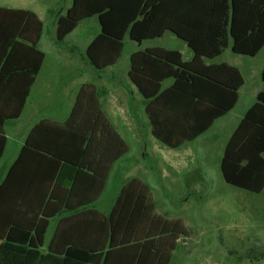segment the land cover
<instances>
[{"label": "trees", "instance_id": "1", "mask_svg": "<svg viewBox=\"0 0 264 264\" xmlns=\"http://www.w3.org/2000/svg\"><path fill=\"white\" fill-rule=\"evenodd\" d=\"M48 14L57 43L97 17L99 32L85 49L97 76L117 63L126 36L141 44L171 32L187 44L193 52L187 61L164 47L129 58L128 77L143 98L151 134L172 149L204 134L238 101L239 69L205 59L228 47L253 57L264 46V0H72L64 13ZM43 25L30 9L0 6V157L5 125L20 116L45 58ZM260 78L262 88L220 160L226 183L254 193L264 190V66ZM106 93L83 83L64 121L40 119L28 132L0 180V264H169L187 236L181 218L156 212L150 186L138 177L123 182L107 214L84 209L129 150L101 107ZM62 210L73 213L58 220L46 243L50 221Z\"/></svg>", "mask_w": 264, "mask_h": 264}, {"label": "rangeland", "instance_id": "2", "mask_svg": "<svg viewBox=\"0 0 264 264\" xmlns=\"http://www.w3.org/2000/svg\"><path fill=\"white\" fill-rule=\"evenodd\" d=\"M71 2L72 0H0V6L34 10L44 21L45 29H48L51 20L48 9L60 12ZM98 30L96 16L84 20L74 35L65 40V45L70 49L73 41L80 40L75 41L79 44L75 47V53L70 54L74 58L83 56L82 43ZM151 44L178 50L184 57L191 54L187 44L171 32H166L154 42L145 41L141 46ZM41 47L46 53L45 71L50 72L49 74L53 71L62 73L61 81H65L64 87H72L77 77L70 74L76 69L72 57L65 56L60 48L48 40L46 30L41 39ZM135 48H139L137 42L126 36L121 56L113 66L117 67L118 79L123 80L126 65L129 64V55ZM218 60L236 65L245 79L239 92V102L229 116L214 124L197 139L172 149L151 134L144 108L136 101V96L139 97L137 93L130 102L139 108V117L134 128L140 133L129 129L127 135L123 136L130 150L113 167L105 191L95 204L99 210L107 211L125 180L138 177L146 182L150 186L156 212L167 218H181L187 229V236L178 240L169 264H264V190L254 193L228 184L220 170L223 149L231 130L255 101L257 92L262 88L260 73L264 66V46L253 57L233 53L228 47ZM113 67H109L97 81L107 87L105 88L108 94L103 98L104 104L115 101L118 104L123 101L129 109L131 105L125 90L120 84L110 83V70ZM94 78L95 76L88 72L79 76L82 81L96 83ZM41 96L40 89L34 91L22 116L6 125L8 144L5 153L0 157V180L16 155L18 128L19 132L24 133L34 114L44 110L45 106L39 100ZM67 104L65 95L64 102L59 106L64 110L54 112L58 113L56 117L67 112ZM113 107L108 112L104 105L112 122L118 126L116 115H120L121 109L115 103ZM48 111L49 116L54 115L55 110ZM52 228L53 223L46 234V241Z\"/></svg>", "mask_w": 264, "mask_h": 264}, {"label": "crops", "instance_id": "3", "mask_svg": "<svg viewBox=\"0 0 264 264\" xmlns=\"http://www.w3.org/2000/svg\"><path fill=\"white\" fill-rule=\"evenodd\" d=\"M72 3V2H71ZM71 5V4H70ZM69 5V6H70ZM69 6H67L66 8H65V10L69 7ZM5 7H10V6H5ZM13 8H18V7H13ZM20 8H23V7H20ZM24 9H28V8H24ZM65 10H62V13H64L65 12ZM32 11H34V10H32ZM37 15H38V17L42 20V18L40 17V15L36 12V11H34ZM43 21V20H42ZM83 23V21L82 22H80L70 33H68L65 37H64V40L62 41V42H60V43H57V41H56V25H55V23H54V21H52V20H50L49 21V27H48V29L46 28L45 29V24H44V21H43V30H42V33H41V37H40V40H39V47L42 49V47H41V39H42V37H43V34H44V31L46 30V32H47V35H48V40L49 41H52V43H53V45L54 46H56L57 48H60V50H62L61 52L63 53V54H65V56H67V57H72L71 58V60H73L72 61V63H74V66H75V68L76 69H74V71L72 72V73H70V74H72L73 76H77L76 77V79H75V81H74V83H73V85H72V87H64V82L65 81H61V79H62V73H60V72H58L57 73V71H53V72H51V74H49L50 72H48L47 73V71H45V60H46V53H45V58H44V61H43V64H42V66H41V68H40V70H39V72H38V74L36 75V78H35V81H34V83L32 84V87H31V90H30V93H29V96L27 97V100H26V102H25V105H24V107H23V110H22V112H21V114H20V116L18 117V118H16V119H13V120H9L7 123H6V125L8 124V123H10L11 121H16V120H18L21 116H22V114L24 113V111H25V109H26V107H27V104H28V102L31 100V98L33 97V94H34V91H36L37 92V90L38 89H40V92H42V96H41V98L39 99L40 101H41V103L45 106V107H43V111H41L40 113H35L34 115V117L32 118V120H31V122H30V124L27 126V128H26V130H25V132L23 133V132H19V128H18V133L16 134L17 135V139H16V141H17V152H16V155H15V157H14V159L16 158V156H17V154H18V152H19V150H20V148L22 147V145H23V143H24V141H25V139H26V136H27V134H28V132L30 131V129L40 120V119H49V120H51V121H54V122H62V121H64L67 117H68V115H69V113H70V111H71V108H72V106H73V104H74V101H75V97H76V94H77V91H78V89H79V87L83 84V83H89V82H85V81H82L81 79H79V76L82 74V73H84V72H88V73H90V74H92L93 76H95V78L93 79V80H95L96 81V83L94 82V84H96V85H98V86H100V87H106V86H103V85H100V84H98V79H100V78H102L103 77V74H104V72L109 68H106L103 72H101V74H100V76H97V74H96V72L93 70V68L91 67V65H90V63L88 62V60L86 59V57H85V49H86V47L88 46V44L90 43V41L95 37V35L99 32V30L97 31V32H93L90 36H89V38L84 42V44L82 43V47H83V49H82V51H83V56H80V57H78V58H74V56H72L71 54H74L75 53V50H76V46H79V44H77L76 42H78V41H80L79 39L78 40H75V41H73L72 42V44H70L71 46L70 47H72L71 49L70 48H68L69 46L68 45H65V40L67 39V38H69V37H71V36H73L74 35V32L81 26V24ZM166 33V32H165ZM164 33V34H165ZM163 34V35H164ZM163 35L161 36V37H163ZM161 37H159V38H161ZM159 38H155V39H150V40H144L143 42H145V41H150V42H154L155 40H157V39H159ZM81 39V38H80ZM143 42H141V44L143 43ZM141 44H138L139 45V48H135L134 50H132L131 51V53L133 52V51H135V50H138V49H146V48H151V47H163V46H160V45H158V44H151V45H148V46H145V47H142L141 46ZM164 48H166V47H164ZM263 48V47H262ZM261 48V49H262ZM190 49V48H189ZM261 49H260V51H261ZM43 50V49H42ZM67 50V51H66ZM191 50V49H190ZM44 51V50H43ZM45 52V51H44ZM68 52H69V54H68ZM71 53V54H70ZM131 53H130V55H131ZM182 54V53H181ZM223 54V53H222ZM221 54V55H222ZM130 55H129V58H130ZM220 55V56H221ZM257 55V54H256ZM193 56V52L191 51V54L188 56V57H184L183 56V54H182V57H183V59L184 60H189V59H191V57ZM220 56H218V57H215V58H213V59H205V62H206V64H208V63H221V62H225V61H223V60H218V58L220 57ZM118 62V61H117ZM227 63V62H226ZM117 64V63H116ZM115 64V65H116ZM229 64V63H228ZM115 65H113V66H115ZM230 65H233V66H235V67H237L236 65H234V64H231L230 63ZM113 66H110V67H113ZM113 68H115V69H113ZM110 71H112L111 72V75H110V79L112 80L110 83L111 84H120L121 86H122V88L125 90V94L127 95V97H128V101H129V103H130V105H131V107H129V109L127 108V107H125V103H123V101H121V102H119L118 104H117V101H115L114 103H115V105L116 106H118L120 109H121V111H120V115L118 116V115H116L117 117V122H118V126H119V129H118V126L115 124V122H112V119H111V117L109 116V114H108V112H110V110H112L114 107V103L113 102H108V104L106 103V104H104L105 103V99H103L107 94H108V92L106 93V95L104 96V97H102L101 98V107H102V109L104 110V112L107 114V116H108V118L110 119V121L112 122V124L114 125V127L116 128V130L118 131V133L121 135V137L125 140V138L123 137L124 135H127V131L129 130V129H132L135 133H136V130L139 132V130L138 129H135L134 128V126H135V121L137 122V118L139 117V115H138V112H137V110H139V108H137V107H135V105L134 104H132L130 101L133 99V98H135V96H136V94L138 93L139 94V97H138V95L136 96V101H138L139 102V104L141 103V105L143 106V103H142V100H143V98H142V96L140 95V93L138 92V90L136 89V87L131 83V81L129 80V77H128V70H129V64L128 65H126V69H125V72H124V76L122 77L123 78V80L120 78V79H118V77H119V73H118V71H116V68L117 67H113ZM238 68V67H237ZM110 69V68H109ZM239 69V68H238ZM239 71L241 72V74H242V76H243V73H242V71L239 69ZM49 75V76H48ZM71 76V75H70ZM114 79V80H113ZM121 80L120 82L118 81V80ZM243 81L245 82V79H244V76H243ZM171 81L170 80H166V81H164L163 82V86L165 87V86H167L169 83H170ZM244 82H243V84H242V86H240V88H239V90H238V92H240V90L243 88V85H244ZM91 83H93V82H91ZM62 85V86H61ZM120 86V87H121ZM107 88V87H106ZM65 95L67 96V101H68V104H67V106H66V109H67V112L66 113H64L62 116H60V117H56L55 115H57L58 113H54V112H56V111H63L64 110V108H61V107H59V106H61L60 104H62L63 102H64V99H65ZM141 96V97H140ZM240 97V96H239ZM239 97H238V101H237V103L239 102ZM34 100V99H33ZM135 100V99H134ZM237 103H236V105H237ZM253 104V103H252ZM251 104V105H252ZM104 105H105V107L107 108V110H108V112L105 110V108H104ZM235 105V106H236ZM250 105V106H251ZM235 106H234V108H235ZM249 106V107H250ZM248 107V108H249ZM143 108H144V106H143ZM233 108V109H234ZM247 108V109H248ZM48 109H51V110H55V111H53V113H54V115L53 116H49L48 115ZM232 109V110H233ZM231 110V111H232ZM29 111H30V109H29ZM33 111V110H32ZM231 111H229L226 115H224V116H222V117H220V118H218L217 120H215V122L213 123V125L212 126H214V124H216L217 122H219L220 120H222V119H224V118H226L227 116H229V114H230V112ZM145 113V112H144ZM245 113V112H244ZM243 116V115H242ZM119 117H120V119H119ZM242 118V117H241ZM240 118V119H241ZM240 119H239V121H240ZM140 120V119H139ZM120 121V122H119ZM238 121V122H239ZM238 122H237V124H238ZM237 124L234 126V128H233V130L235 129V127L237 126ZM6 125H5V132H6ZM16 125V124H15ZM212 126L209 128V129H211L212 128ZM124 127H128L127 129H124ZM208 129V130H209ZM207 130V131H208ZM233 130H231V132H230V135H231V133L233 132ZM206 131V132H207ZM205 132V133H206ZM140 133V132H139ZM6 135H7V132H6ZM229 135V136H230ZM200 137V136H199ZM229 138V137H228ZM7 139H8V136H7ZM197 139V138H196ZM228 140V139H227ZM126 141V140H125ZM227 142V141H226ZM7 144H8V140H7ZM226 144V143H225ZM6 147H7V145H6ZM6 150V149H5ZM130 150V149H129ZM129 150H128V152H129ZM127 152V153H128ZM5 153V152H4ZM127 153H125L124 155H122L119 159H117L114 163H113V165H112V168H111V170H110V172H109V175H108V178H107V182H108V179H109V176H110V173H111V171H112V169H113V167L115 166V164L122 158V157H124ZM13 159V160H14ZM13 160L10 162V164H9V166L11 165V163L13 162ZM8 166V167H9ZM7 170H8V168H7ZM7 170H6V172H7ZM5 175V174H4ZM4 177V176H3ZM107 182H106V185H107ZM123 184V183H122ZM121 184V185H122ZM121 187V186H120ZM120 187H119V189H120ZM105 188H106V186H105ZM90 191H91V189L89 188V185H88V188H87V196L88 197H90L91 196V193H90ZM104 191H105V189H104ZM104 191L102 192V194H101V196L97 199V200H95L94 202H91V203H88L86 206H84V209H89V208H92V209H96V210H99L98 208H96L95 207V204H96V202L97 201H99L100 200V198L102 197V195H103V193H104ZM119 191V190H118ZM118 193V192H117ZM117 195V194H116ZM116 197V196H115ZM115 199V198H114ZM76 202V199L75 200H73V203H75ZM113 204V203H112ZM112 206V205H111ZM110 209H111V207L109 208V210H107V211H101V210H99L100 212H102V213H104V214H107L109 211H110ZM73 212L72 211H69V210H62L60 213H58L57 214V216H55L54 218H52L51 219V221H50V224H49V227H48V230H47V232L50 230V227H51V224L53 223V228L51 229V233H50V235H49V238L47 239V241H45L46 243L49 241V239L52 237V235H53V232H54V229H55V227H56V224H57V222H58V220L60 219V218H62V217H65V216H68V215H70V214H72ZM47 234V233H46Z\"/></svg>", "mask_w": 264, "mask_h": 264}]
</instances>
